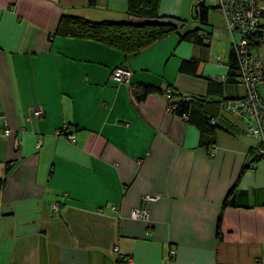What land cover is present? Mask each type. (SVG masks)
<instances>
[{"label": "crops", "instance_id": "0c3cea01", "mask_svg": "<svg viewBox=\"0 0 264 264\" xmlns=\"http://www.w3.org/2000/svg\"><path fill=\"white\" fill-rule=\"evenodd\" d=\"M127 4L0 0V131L12 133L0 139V264H264L258 141L220 109L210 155L197 128L167 111L169 90L213 102L243 96L223 27L209 31L210 44L170 36L130 56L55 34L62 16L134 23ZM186 7L160 0L158 15L181 20ZM216 40L224 60L213 56ZM188 61L195 76L180 72ZM120 66L130 86L112 80ZM141 85L161 92L138 101ZM230 191L233 206L223 207ZM135 209L147 219H131Z\"/></svg>", "mask_w": 264, "mask_h": 264}, {"label": "built area", "instance_id": "2783aa9c", "mask_svg": "<svg viewBox=\"0 0 264 264\" xmlns=\"http://www.w3.org/2000/svg\"><path fill=\"white\" fill-rule=\"evenodd\" d=\"M200 3L203 5L200 6ZM206 5L209 6L208 10H216L222 17L223 29L229 41V52L234 61L236 81L244 91L240 98L223 101L220 105L221 111L242 124L244 135L258 141L252 158L256 157L264 163V62L260 57V51L264 48V0H196L190 7L191 16L196 15L200 8H206ZM199 36L205 44L211 43L209 32L205 31ZM130 78V69L123 66L116 68L112 74L113 81L126 86H130ZM166 97L167 111L171 113L174 105L170 90L166 92ZM182 98L185 101L189 100V96ZM29 113L30 117L38 120L43 117L44 110L41 106H36L31 107ZM181 119L186 121L187 116L182 115ZM211 124H215V120H212ZM66 129L67 125H64L61 132ZM23 131L22 129L21 132ZM11 135V131L4 124L0 131V139ZM66 138L70 144H75L74 135H67ZM21 146V141L16 140L15 148L20 150ZM213 153L212 146L209 148V154ZM156 199L157 197L145 196L142 201L146 203ZM51 209L57 212L58 206L53 205ZM130 216L133 220H146L147 212L135 209ZM168 255L173 258L175 252L171 250Z\"/></svg>", "mask_w": 264, "mask_h": 264}, {"label": "trees", "instance_id": "16d2710c", "mask_svg": "<svg viewBox=\"0 0 264 264\" xmlns=\"http://www.w3.org/2000/svg\"><path fill=\"white\" fill-rule=\"evenodd\" d=\"M127 14L137 21L130 22H111L105 21L95 23L85 20L81 17L62 16L57 29L56 35L93 41L103 44L122 53L124 56L135 55L153 44L163 41L170 36H177L179 41H188L198 45H204V41L199 36V30L195 29L184 34L180 33L183 21L172 17H160L158 7L160 0H127ZM94 0H89L92 6ZM208 9L200 8L196 15L193 16L199 24L208 25ZM207 32V31H206ZM231 57V55H230ZM232 59V57H231ZM232 61L230 72H234L235 66ZM180 72H189L195 76L197 64L193 61L182 62ZM236 77V76H235ZM230 80V79H229ZM171 91V98L174 101L173 115H186V122L193 125L200 133V143L211 148L213 146V137L220 129V126L212 120L218 116L222 102L209 101L208 98L191 97L185 101L175 91ZM161 90L151 85H141L135 90V97L138 101L143 100L151 94L160 93ZM253 154V153H252ZM251 154V155H252ZM260 161L254 157L253 161ZM5 180L0 179V195L4 188ZM233 192L230 191L223 202V207L233 206Z\"/></svg>", "mask_w": 264, "mask_h": 264}, {"label": "rangeland", "instance_id": "374dc122", "mask_svg": "<svg viewBox=\"0 0 264 264\" xmlns=\"http://www.w3.org/2000/svg\"><path fill=\"white\" fill-rule=\"evenodd\" d=\"M196 0H188V9L187 7L184 8L183 15L181 17V20L183 21V26L180 29V33H184L188 30H193V29H199L201 31H210L211 29L215 30H220L223 27V20L219 12L216 10H209L208 11V25L203 26L196 22L193 17L191 16L190 13V7L192 4L195 3ZM206 8H209L208 5H206ZM210 33V32H209ZM211 37V36H210ZM213 42V41H212ZM229 45V41H228ZM227 47L220 42V40H216L215 47L213 50V56L215 59L218 57L222 60L226 59L227 57ZM260 57L262 61L264 62V48L261 49L260 51Z\"/></svg>", "mask_w": 264, "mask_h": 264}, {"label": "water", "instance_id": "95a60500", "mask_svg": "<svg viewBox=\"0 0 264 264\" xmlns=\"http://www.w3.org/2000/svg\"><path fill=\"white\" fill-rule=\"evenodd\" d=\"M203 5V3H200V6H202Z\"/></svg>", "mask_w": 264, "mask_h": 264}]
</instances>
